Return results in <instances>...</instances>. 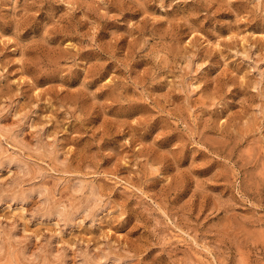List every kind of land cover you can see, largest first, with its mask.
Returning <instances> with one entry per match:
<instances>
[{"label":"rangeland","instance_id":"rangeland-1","mask_svg":"<svg viewBox=\"0 0 264 264\" xmlns=\"http://www.w3.org/2000/svg\"><path fill=\"white\" fill-rule=\"evenodd\" d=\"M0 264H264V0H0Z\"/></svg>","mask_w":264,"mask_h":264}]
</instances>
